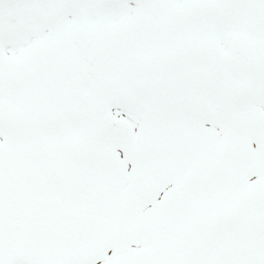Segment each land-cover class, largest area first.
I'll list each match as a JSON object with an SVG mask.
<instances>
[{"label":"snow or ice","instance_id":"obj_1","mask_svg":"<svg viewBox=\"0 0 264 264\" xmlns=\"http://www.w3.org/2000/svg\"><path fill=\"white\" fill-rule=\"evenodd\" d=\"M0 264H264V0H0Z\"/></svg>","mask_w":264,"mask_h":264}]
</instances>
